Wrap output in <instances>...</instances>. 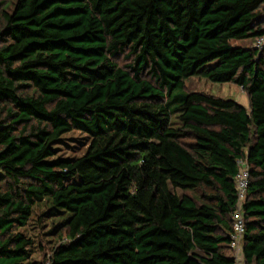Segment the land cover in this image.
<instances>
[{
  "label": "trees",
  "instance_id": "16d2710c",
  "mask_svg": "<svg viewBox=\"0 0 264 264\" xmlns=\"http://www.w3.org/2000/svg\"><path fill=\"white\" fill-rule=\"evenodd\" d=\"M260 36L264 0H0V264H236L242 157L241 254L264 264ZM69 132L83 154L57 155Z\"/></svg>",
  "mask_w": 264,
  "mask_h": 264
},
{
  "label": "rangeland",
  "instance_id": "374dc122",
  "mask_svg": "<svg viewBox=\"0 0 264 264\" xmlns=\"http://www.w3.org/2000/svg\"><path fill=\"white\" fill-rule=\"evenodd\" d=\"M252 41L242 42L241 44L244 46H251ZM184 88L188 91H201L209 93L215 97L223 98V99H231L240 105L248 108V99L243 90L236 84L233 83H214L210 81H206L204 79L191 77L186 80ZM63 142L57 146L58 153L57 155H62L65 157L71 156H79L84 153V149L86 146V140L84 135L79 132H69L65 134L63 137ZM178 195L187 194L190 196H196L200 194V191L197 190L195 192L191 191H182L180 189L174 190ZM43 240V239H42ZM48 245L45 246L43 253L45 256H48ZM226 254H230L235 258V254L232 250L226 251ZM37 259H42V253L37 252L34 255ZM236 264H244L242 256L239 255L236 258Z\"/></svg>",
  "mask_w": 264,
  "mask_h": 264
},
{
  "label": "built area",
  "instance_id": "2783aa9c",
  "mask_svg": "<svg viewBox=\"0 0 264 264\" xmlns=\"http://www.w3.org/2000/svg\"><path fill=\"white\" fill-rule=\"evenodd\" d=\"M254 47L261 49L264 46V36L258 37L254 43ZM237 173L233 178L234 189L236 193V203L230 213L232 230L229 235L228 248L232 250L236 258L242 256L241 249L243 237L245 233V219L242 211V205L247 197V188L249 182V165L246 157L238 158L236 161Z\"/></svg>",
  "mask_w": 264,
  "mask_h": 264
}]
</instances>
